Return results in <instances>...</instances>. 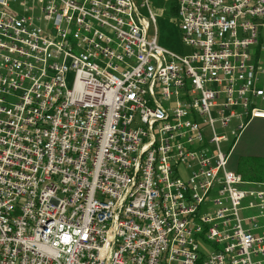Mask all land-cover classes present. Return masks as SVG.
<instances>
[{
    "label": "built area",
    "instance_id": "2783aa9c",
    "mask_svg": "<svg viewBox=\"0 0 264 264\" xmlns=\"http://www.w3.org/2000/svg\"><path fill=\"white\" fill-rule=\"evenodd\" d=\"M174 2L0 0V264H264V0Z\"/></svg>",
    "mask_w": 264,
    "mask_h": 264
},
{
    "label": "rangeland",
    "instance_id": "374dc122",
    "mask_svg": "<svg viewBox=\"0 0 264 264\" xmlns=\"http://www.w3.org/2000/svg\"><path fill=\"white\" fill-rule=\"evenodd\" d=\"M158 13L157 22L153 24L151 37L155 34V28L158 32V44L170 51L178 54L186 55L191 52L182 42V33L178 22L177 3L174 0H151ZM175 3V4H174ZM13 8L18 9V5H13ZM264 34V31H263ZM264 42V40H262ZM73 74L68 75V85L71 86ZM264 123L262 120H254L250 123L242 133L239 143L231 153L228 169L244 176L249 168L255 167V176L261 177L264 180V168L259 164L264 165ZM230 135V131H221ZM230 143L223 145V150L228 152L231 148ZM255 161L254 163H252Z\"/></svg>",
    "mask_w": 264,
    "mask_h": 264
},
{
    "label": "trees",
    "instance_id": "16d2710c",
    "mask_svg": "<svg viewBox=\"0 0 264 264\" xmlns=\"http://www.w3.org/2000/svg\"><path fill=\"white\" fill-rule=\"evenodd\" d=\"M175 4V3H174ZM177 6V5H176ZM255 161H253L252 163H254ZM259 166L261 168H264V165L263 164H259ZM254 171H255V167H252V168H249L248 169V172L244 174V177L246 180H250V181H264L261 179V177H257L255 176L254 174Z\"/></svg>",
    "mask_w": 264,
    "mask_h": 264
},
{
    "label": "crops",
    "instance_id": "0c3cea01",
    "mask_svg": "<svg viewBox=\"0 0 264 264\" xmlns=\"http://www.w3.org/2000/svg\"><path fill=\"white\" fill-rule=\"evenodd\" d=\"M255 120H262V121H264V119H255ZM254 121V120H253ZM252 121V122H253ZM251 123V122H250ZM250 123H249V125H250ZM259 125H264V123H261V124H259ZM239 143V142H238ZM237 143V144H238ZM237 146V145H236ZM241 175V174H240ZM242 177H243V179L245 180V181H247V182H252V183H259V184H264V181H250V180H246L245 179V177L242 175Z\"/></svg>",
    "mask_w": 264,
    "mask_h": 264
}]
</instances>
